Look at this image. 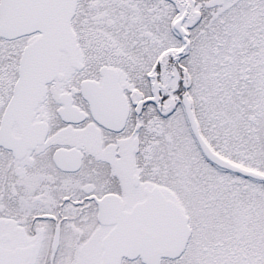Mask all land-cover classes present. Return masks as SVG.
Masks as SVG:
<instances>
[{"label":"snow or ice","instance_id":"obj_1","mask_svg":"<svg viewBox=\"0 0 264 264\" xmlns=\"http://www.w3.org/2000/svg\"><path fill=\"white\" fill-rule=\"evenodd\" d=\"M0 264H264V0H0Z\"/></svg>","mask_w":264,"mask_h":264}]
</instances>
